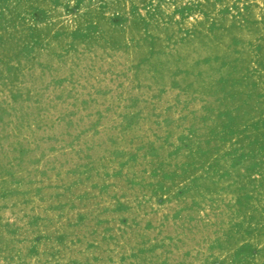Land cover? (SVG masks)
Returning <instances> with one entry per match:
<instances>
[{"label": "rangeland", "instance_id": "374dc122", "mask_svg": "<svg viewBox=\"0 0 264 264\" xmlns=\"http://www.w3.org/2000/svg\"><path fill=\"white\" fill-rule=\"evenodd\" d=\"M0 264H264V0H0Z\"/></svg>", "mask_w": 264, "mask_h": 264}]
</instances>
